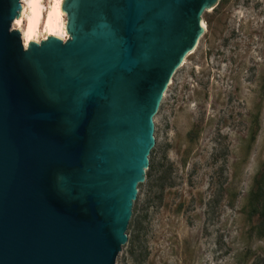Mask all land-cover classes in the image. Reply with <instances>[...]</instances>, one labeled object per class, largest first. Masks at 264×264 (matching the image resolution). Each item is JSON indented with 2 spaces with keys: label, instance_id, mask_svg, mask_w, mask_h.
Returning a JSON list of instances; mask_svg holds the SVG:
<instances>
[{
  "label": "water",
  "instance_id": "95a60500",
  "mask_svg": "<svg viewBox=\"0 0 264 264\" xmlns=\"http://www.w3.org/2000/svg\"><path fill=\"white\" fill-rule=\"evenodd\" d=\"M218 0H62L24 46L0 0V264H114L154 116Z\"/></svg>",
  "mask_w": 264,
  "mask_h": 264
},
{
  "label": "rangeland",
  "instance_id": "374dc122",
  "mask_svg": "<svg viewBox=\"0 0 264 264\" xmlns=\"http://www.w3.org/2000/svg\"><path fill=\"white\" fill-rule=\"evenodd\" d=\"M202 20L114 264H264V0H218Z\"/></svg>",
  "mask_w": 264,
  "mask_h": 264
},
{
  "label": "bare ground",
  "instance_id": "6f19581e",
  "mask_svg": "<svg viewBox=\"0 0 264 264\" xmlns=\"http://www.w3.org/2000/svg\"><path fill=\"white\" fill-rule=\"evenodd\" d=\"M61 2L62 0H21L20 13L13 20L12 28L20 32L24 46H28L30 41L39 43L49 35L59 37L62 40L68 38L66 15L61 9ZM17 20L21 21L19 25L16 24ZM201 26L204 31L205 25L203 20H201ZM29 33L31 39L26 35ZM193 50H190L186 55L193 52Z\"/></svg>",
  "mask_w": 264,
  "mask_h": 264
},
{
  "label": "trees",
  "instance_id": "16d2710c",
  "mask_svg": "<svg viewBox=\"0 0 264 264\" xmlns=\"http://www.w3.org/2000/svg\"><path fill=\"white\" fill-rule=\"evenodd\" d=\"M152 166V165H151ZM161 179H163L164 177H160ZM260 188H257L256 190H254L252 192V202H253V211L257 214H259L263 219H264V210L261 211L260 208V202H261V194H260Z\"/></svg>",
  "mask_w": 264,
  "mask_h": 264
},
{
  "label": "snow or ice",
  "instance_id": "6c2138e0",
  "mask_svg": "<svg viewBox=\"0 0 264 264\" xmlns=\"http://www.w3.org/2000/svg\"><path fill=\"white\" fill-rule=\"evenodd\" d=\"M57 7H58V5H57ZM37 20H38V17H37ZM20 23H21L20 20H17V21H16V24H17V25H19ZM26 35H28V38L31 39V35H30V33H29V34H26Z\"/></svg>",
  "mask_w": 264,
  "mask_h": 264
}]
</instances>
